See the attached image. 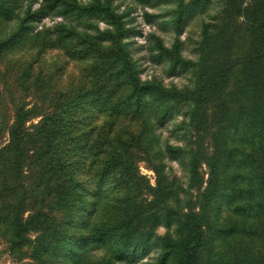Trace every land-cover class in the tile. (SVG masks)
Returning a JSON list of instances; mask_svg holds the SVG:
<instances>
[{
	"label": "rangeland",
	"instance_id": "obj_1",
	"mask_svg": "<svg viewBox=\"0 0 264 264\" xmlns=\"http://www.w3.org/2000/svg\"><path fill=\"white\" fill-rule=\"evenodd\" d=\"M180 8L185 12L182 28L175 23ZM0 15V45L20 26L31 36L53 31L52 41L44 38L37 49L0 53V264H58L55 258L49 263L35 260L36 252L44 249L45 242L38 243L43 229L27 235L21 248L12 247V221L30 216L38 193L27 168L16 167L12 144L20 124L18 134H36L45 116L83 89L98 98L96 103L89 95L88 108L77 118L89 122L84 140L91 144L101 130L104 140L94 145L96 149L92 143L75 169L87 187V197H80L75 209L49 206L48 220L69 225L88 222L97 170L112 150L127 147L126 154L134 156L139 170L137 178L124 173L102 188L111 197L110 214L116 224L124 225L133 246L116 253L90 243L83 264L109 259L113 264H162L165 253L171 254L165 264H179L184 241L198 227L203 240L193 246L196 264H264V205L259 204L264 196L243 215L223 203L221 196L211 195L212 167L225 155H233L234 162H226L225 173H237L243 161L242 185L264 182V168L253 164L257 155L250 147L252 127L261 116L240 95L251 73L245 58L252 50L256 56L264 54V45L257 41L264 31V0H0ZM120 39L142 82L178 97L172 102L171 96L167 103L174 107L166 121L150 119L147 124V118L127 110L102 111L101 93L116 84L107 76L114 72L111 62ZM179 44L180 55L188 61L198 62L206 48L211 51L216 72L203 93H199V71L193 67L171 71V61L162 50L173 55ZM24 114L30 117L22 122ZM237 121L241 124L234 133L228 130ZM24 155L30 158L32 152ZM74 163L71 159L69 171Z\"/></svg>",
	"mask_w": 264,
	"mask_h": 264
},
{
	"label": "trees",
	"instance_id": "obj_2",
	"mask_svg": "<svg viewBox=\"0 0 264 264\" xmlns=\"http://www.w3.org/2000/svg\"><path fill=\"white\" fill-rule=\"evenodd\" d=\"M176 15L178 20L176 19L175 23H179L182 28V24L185 21V12L180 8ZM119 25V27H122L121 22ZM59 30L63 31L64 27L59 28ZM52 35L53 31L47 30L36 36H31L29 29L20 26L12 37L0 45V53L4 54V52L9 50L19 51V49H22L25 51L30 48L37 49L38 44L44 38H47L49 42L52 41ZM14 37L15 40H12ZM257 41L264 45L263 30L257 37ZM58 42H60V39ZM204 46L206 48V45ZM253 46L256 47V39ZM162 52H165L164 56L171 61V71L176 72L179 69L183 70L193 67L194 72L199 71L201 73L198 81L199 93H203L210 86V80L216 72V67L212 62L211 51L207 53V48L204 50L203 57H199L203 59L198 62L185 60L180 55V44L179 48L172 52L173 55L170 54L168 49H164ZM114 55L115 58L111 62L114 72L107 76V79L109 82H115L116 84L113 89L101 93L104 109L102 111L127 110L132 112L134 117L147 118V124L150 119H156L157 123L166 121L171 116L174 107V105L170 106L167 103L171 100V96L173 97L172 102L176 101L178 97L171 95V91L158 89L152 86L151 83L142 82L137 75L136 65L131 54L121 39L115 44ZM244 64L249 66V72L251 73L249 81L240 95L260 111H258V114L261 118L252 127V132L254 133H252V145L250 147L252 148L251 153L257 155V159L255 162L253 161V164L257 165L259 170H262L264 168V54L259 57L252 50L250 55L245 58ZM204 87L206 88L203 89ZM95 94L92 90L86 91L84 89L74 93L75 96L71 97V95L68 97L61 109L42 119L36 134H27L26 132L18 134V131L23 127L20 124L17 134L13 137V152L18 157V160L15 161L16 167L20 164L27 168L31 179L36 181L34 188L36 189L35 192L38 193L37 195L35 193L36 200L32 205L30 216L27 219L18 216L12 221L13 238L11 244L13 249H19L23 246L27 235L40 232L39 230L43 229L45 232L41 233L42 236L40 235L38 243L43 241L45 245L44 249L37 247L40 249L36 252V261L43 259L46 263H49L55 258L58 264L63 263L64 260L68 262L67 264H83L85 248L90 243L108 246L107 249H112L116 253L121 250L126 251L133 246L130 245L129 234L123 230L124 225L119 222L116 224V217L110 214L109 203L111 202V197L107 191L102 189L111 181L116 182L124 173H128L130 177L137 178L139 170L136 167L134 156L126 154L129 151L126 150L127 147H122L121 150L118 148L112 150L103 166H101V163L99 164L97 170L98 178H95L98 181L93 184L95 188L90 193L92 200L88 206L91 207V217L88 222L80 223L79 220L69 225L56 221L58 219L52 218L48 220L47 218L49 206L58 207L61 205L75 209L80 197H87L88 192H85L87 187L82 178L76 177L75 169L79 165L78 161L81 159L82 154L91 147L92 143L95 149L97 148L95 147L96 145L102 144L104 132L102 130L98 131L92 143L87 144L82 134L85 126L89 124L88 119L77 121V118L85 110L84 108H88L87 102L89 101L87 98L89 95L93 101L98 103L97 96V99L93 97ZM99 97H101L100 94ZM22 117L23 119L20 120L23 122L30 115L24 114ZM239 124L241 123L238 121L234 122L228 130L234 133V127ZM247 129L246 127L241 133L242 136L247 132ZM241 138L243 140V137ZM127 145L131 147L133 142H128ZM77 151H82V153H75ZM179 151L177 150L174 155L178 156ZM25 152H32L31 157L25 156ZM71 159H75V163L74 168L69 171L68 166ZM227 161L234 163L233 155L228 157L225 155L223 162L220 164L216 162L212 167L214 174L211 195L221 196V201L232 206L234 212L246 215L255 208V200L263 198L264 182L260 183L257 180L255 185L252 183L250 187L242 185L243 172L241 171V166H243V161L241 160L239 171L232 174L224 172L228 171V167L225 165ZM259 204L263 207L264 200L259 201ZM76 213L77 210L74 215ZM80 232L86 233L78 237L77 235ZM218 232L224 234V236L227 234L222 229H219ZM202 240V228H194L189 239L184 241V247L179 251V264H196L194 257L197 250L193 246L197 244L198 247ZM71 244L73 247L68 248ZM169 257H171V254L165 253L162 258V264H165ZM103 262L105 261L103 260ZM103 262L90 261L88 264H113L112 259H109L106 263Z\"/></svg>",
	"mask_w": 264,
	"mask_h": 264
}]
</instances>
